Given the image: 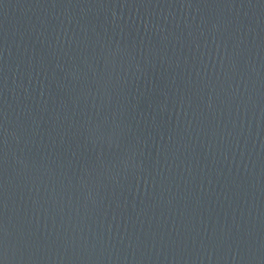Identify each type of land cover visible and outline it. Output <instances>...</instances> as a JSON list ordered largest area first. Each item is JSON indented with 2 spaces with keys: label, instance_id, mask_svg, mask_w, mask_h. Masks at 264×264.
Returning <instances> with one entry per match:
<instances>
[{
  "label": "water",
  "instance_id": "water-1",
  "mask_svg": "<svg viewBox=\"0 0 264 264\" xmlns=\"http://www.w3.org/2000/svg\"><path fill=\"white\" fill-rule=\"evenodd\" d=\"M0 264H264V0H0Z\"/></svg>",
  "mask_w": 264,
  "mask_h": 264
}]
</instances>
